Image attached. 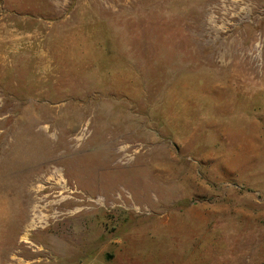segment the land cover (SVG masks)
<instances>
[{
	"label": "rangeland",
	"instance_id": "374dc122",
	"mask_svg": "<svg viewBox=\"0 0 264 264\" xmlns=\"http://www.w3.org/2000/svg\"><path fill=\"white\" fill-rule=\"evenodd\" d=\"M0 264H264V0H0Z\"/></svg>",
	"mask_w": 264,
	"mask_h": 264
},
{
	"label": "bare ground",
	"instance_id": "6f19581e",
	"mask_svg": "<svg viewBox=\"0 0 264 264\" xmlns=\"http://www.w3.org/2000/svg\"><path fill=\"white\" fill-rule=\"evenodd\" d=\"M32 196H31V199H30V207L32 206V210H31V214H30V217H29V221H28V224H27V227H26V231L27 232H30L31 230H33V229H39V227H42V225H44V224H47V220H48V218H49V216L48 215H43V214H36V211H37V209H39V206L38 205H34V204H36V203H38V198L36 197V195H37V193H34V195L33 194H31ZM49 199V198H48ZM95 199V198H94ZM46 200V199H45ZM65 200H67V199H65ZM61 202H63V201H61ZM40 203V202H39ZM51 203V202H50ZM64 205H65V203L63 202V203H61L60 204V207L61 208H64ZM30 210V209H29ZM40 210H38V212H39ZM65 211H66V209H65ZM40 213V212H39ZM52 219V218H51ZM29 234V233H28ZM27 234V235H28ZM28 237V236H27ZM29 243V242H28Z\"/></svg>",
	"mask_w": 264,
	"mask_h": 264
}]
</instances>
